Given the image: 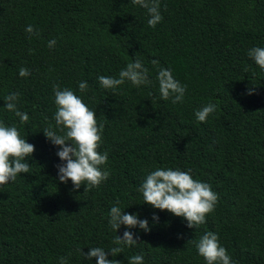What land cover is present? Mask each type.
Listing matches in <instances>:
<instances>
[{
    "label": "trees",
    "instance_id": "trees-1",
    "mask_svg": "<svg viewBox=\"0 0 264 264\" xmlns=\"http://www.w3.org/2000/svg\"><path fill=\"white\" fill-rule=\"evenodd\" d=\"M160 13L153 28L131 0H0V121L35 147L29 173L0 186V264H60L61 257L97 264L80 250L107 251L123 237L124 226L114 232L108 223L116 201L151 228L131 230L139 241L117 254L122 264L134 255L144 264H206L195 243L208 231L235 264H264V70L248 56L264 47V0H160ZM29 25L38 36L29 39ZM135 59L150 85L100 86L99 76L119 78ZM21 67L31 75L20 77ZM160 68L187 86L183 103L160 98ZM54 84L73 90L104 124L98 151L108 153L110 176L89 191L59 182L58 147L42 131L56 130ZM12 92L26 123L4 107ZM209 103L217 110L198 122L195 112ZM157 168L191 169L211 185L219 199L205 224L188 228L143 204L138 189Z\"/></svg>",
    "mask_w": 264,
    "mask_h": 264
},
{
    "label": "clouds",
    "instance_id": "clouds-1",
    "mask_svg": "<svg viewBox=\"0 0 264 264\" xmlns=\"http://www.w3.org/2000/svg\"><path fill=\"white\" fill-rule=\"evenodd\" d=\"M131 3L145 9L149 15L147 21L150 27L155 28L163 19L160 13V0H131ZM25 31L32 35H39L33 26L29 25ZM55 40L48 42V47L53 48ZM251 58L261 70H264V47H253L248 51ZM154 66L159 65L158 60H152ZM31 75L29 69L21 67L20 77ZM159 85L160 98L163 101H171L173 105L183 103L187 86L176 80L170 69L160 68L156 77ZM99 84L102 88L115 92L126 81L139 88L142 85H150L149 70L139 59H135L119 72V78L112 76H99ZM79 90L86 92L88 84L80 82ZM56 112L54 120L56 130L50 125L43 131L44 136L58 147L57 156L61 163L56 167L59 182L67 184L70 180L73 191L82 185L85 191L98 187L110 176V170L106 168L108 153H100L98 149L102 144L104 124H98L96 113L78 97L73 90L61 89L58 84L53 85ZM252 94V89L248 90ZM5 108L15 113L20 122L29 121L27 113L17 108L19 93L12 92L5 99ZM217 110V105L209 103L195 112L198 122L206 123L210 115ZM62 133V134H58ZM34 145L21 138L15 126H7L0 121V186L15 182L21 173H29L30 164L27 162L34 153ZM191 169L182 171L172 168H157L146 176L138 191L142 193L143 204L150 205L154 209L167 210L170 214L181 217L187 221L188 228L197 229L206 223V216L215 211L219 196L212 190L210 184L193 179ZM120 202L110 208L108 223L114 232L121 226L125 227L123 237L116 235L109 250L100 247L90 248L88 253L81 254L87 259H97V264H122L115 259L117 254L123 253L124 246L132 247L138 244V234L131 231L140 229L147 233L151 231L147 219H139L138 214H128L119 206ZM152 220L158 222L159 217L153 215ZM182 238V236L178 237ZM198 254L203 257L206 264H235L225 247L219 243L218 234L206 232L195 243ZM111 254L113 259L109 260ZM60 264H68L66 257L60 258ZM128 264H144L142 255H134L129 258Z\"/></svg>",
    "mask_w": 264,
    "mask_h": 264
}]
</instances>
